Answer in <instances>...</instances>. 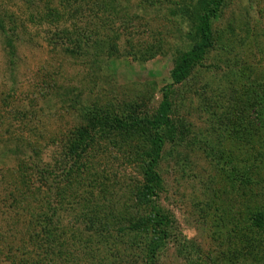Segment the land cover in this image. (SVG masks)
Returning <instances> with one entry per match:
<instances>
[{
  "label": "rangeland",
  "instance_id": "374dc122",
  "mask_svg": "<svg viewBox=\"0 0 264 264\" xmlns=\"http://www.w3.org/2000/svg\"><path fill=\"white\" fill-rule=\"evenodd\" d=\"M96 1L69 0L72 7L63 11L59 0H0L5 30L0 31V264L142 262L139 251H129L128 246L145 244V237L115 232L117 226L126 228L123 222L133 215L134 189L146 183L139 164L114 161L115 152L107 156L100 148L95 152L96 169L111 178L110 195L100 198V213L110 214L111 232L88 231L78 219L79 207L72 196L63 200L55 215L57 234L66 243L58 262H43L28 243L31 214L50 216L39 174L53 170L55 179H60L54 166L68 164L62 148L71 131L82 124L83 110L97 105L113 111L133 105L140 107V116H153L162 90L171 83L172 54L183 51L188 40V21L179 14L189 0ZM195 2L190 0L187 5ZM55 14L60 15L58 22L53 20ZM108 29L118 37L117 51L111 58L104 54L96 66L91 63L93 50H88V57L75 59L65 53L70 48L66 36H59L64 31L75 33L85 36L88 44L92 38H102ZM213 31L214 46L202 67L194 71L192 80L175 88L171 118L182 128V136L165 143L156 170L160 191L153 199L161 213L170 215L175 234L196 244L203 262L206 255L219 257V241L212 236L211 225L218 218L228 221L231 215H240V195L245 189L228 182L231 168L217 157L223 152L232 157L233 165L244 166L250 160L245 148L252 144L234 140L216 119L221 111L216 116L212 113L217 112L214 104L221 96L228 98L238 87L228 68L237 75L239 69L234 68L238 64L245 69L246 80L264 81V0H225ZM4 35L12 42V55ZM157 48L161 53L155 58H135L137 51ZM251 203L263 204L258 199ZM113 239L119 246H112ZM241 242L237 248L246 255L243 246L247 242ZM156 264L186 263L170 242Z\"/></svg>",
  "mask_w": 264,
  "mask_h": 264
},
{
  "label": "trees",
  "instance_id": "16d2710c",
  "mask_svg": "<svg viewBox=\"0 0 264 264\" xmlns=\"http://www.w3.org/2000/svg\"><path fill=\"white\" fill-rule=\"evenodd\" d=\"M72 3L69 0H59V6H63V11L69 10ZM188 3L180 8L181 15L179 14L181 19L188 21L186 25L188 40L183 51H175L172 54L171 83L162 90L161 102L154 115L140 116L138 114L141 113L140 107L133 105H125L124 108L113 111L97 105L85 108L82 124L71 131L62 148V155L68 164L60 162L54 166L55 171H60V179H55L56 177L52 175L53 170L51 173L46 170L39 174L40 179L44 180L45 189L42 193L50 216L44 212L40 215L31 214L28 243L36 248L35 253L43 262L57 263L56 259L65 251L63 246L66 243L60 241L54 220L63 200L72 196L77 200L76 204L79 207L78 219L85 224L88 231L111 232L109 231L111 219L108 217L110 214L100 213L103 203L100 198L110 193L108 187L111 179L106 171L96 169L95 152L100 148V153L107 156L115 152L116 155L112 158L114 161L122 159L125 164L131 163L130 161L139 164L138 169L146 183L141 188L134 189L135 205L131 208L133 215L127 216L128 219L123 222L126 228L117 226L115 232L119 235L130 233L132 236L145 237V244L139 242L128 246L129 251L134 249L139 251V256L142 257L141 264H156L170 242L174 243L178 257L186 264H264V186L262 185L264 184V81L246 80L245 69L238 64L234 68V70L239 69H236L239 72L237 75L228 68L229 76H234L238 83V87L235 88L237 90L230 91L226 95L228 98L221 96L219 103L214 104V110L217 112L212 114L216 116L221 111L216 117L218 122L222 121L220 126L226 131L229 130L231 137L240 143L250 140L252 147L248 148L245 145V152L250 155V160H246L248 163L241 167L233 165L232 157L228 154L217 151V157L213 149L208 150L215 154L217 161L230 166L228 182L232 185L237 183L245 189L240 195L243 199L242 204H239L240 215H231V224H228L230 219L227 221L225 217L218 218L210 227L212 236L219 241L217 253L219 257L214 259L206 255L203 262L201 251L196 244L182 238L178 233L175 234L176 227L170 215L161 213L153 201L158 198L160 191L161 180L156 170L165 143H173L182 136V128L171 118L175 106V88L192 80L194 71L202 67L206 56L213 49L215 42L213 25L219 19L225 0H196L193 6L187 5ZM53 11L48 10L51 14ZM54 12L58 14L59 10L58 13ZM167 12L170 16V10ZM56 14L53 20L58 22L60 15ZM0 31L5 32L2 21H0ZM59 36H66V44L70 48L67 47L65 53L75 59L86 58L89 56L88 50H93L92 58L95 60L91 63L94 66L101 64L99 59H102L104 54L111 58L113 52L117 51L115 41L118 37L112 35L109 29L107 33L104 32L102 38H92L88 44V39L84 40L85 36L75 33L64 31L59 32ZM5 45L12 55L14 48L7 36ZM160 53L161 50L157 48L147 50L145 53L137 51L134 55L138 60L144 61V58L152 59ZM106 68L111 69L109 66ZM92 152L94 154H90ZM85 188L87 190H84ZM41 190L42 187L39 192ZM251 199H258L263 204L249 205L252 204ZM148 210L150 212H147ZM241 240L247 242V246H243L246 255L237 248V243H242ZM116 242L113 239V247L119 246H116ZM106 244H109L108 239Z\"/></svg>",
  "mask_w": 264,
  "mask_h": 264
}]
</instances>
